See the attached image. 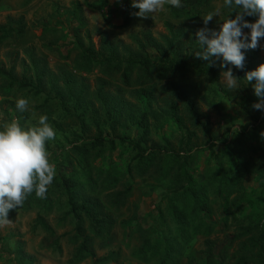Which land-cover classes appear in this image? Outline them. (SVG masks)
Returning <instances> with one entry per match:
<instances>
[{"label": "trees", "instance_id": "trees-1", "mask_svg": "<svg viewBox=\"0 0 264 264\" xmlns=\"http://www.w3.org/2000/svg\"><path fill=\"white\" fill-rule=\"evenodd\" d=\"M99 1L84 0V6L101 11L106 0ZM212 1L183 0L182 8L166 5L165 13L171 20L195 22ZM135 11L125 0L120 21L106 22L126 29L142 20L132 15ZM216 21L209 27H217ZM85 24L83 5L76 1L67 23L72 35L64 33L43 45L58 58L71 57L77 72L59 64L51 68L33 46L25 50L19 77L15 66H0V110L7 104L3 113L10 116V110L25 126L46 114L56 131L46 146L60 148L59 155L51 156L56 175L46 198L33 193L20 207H39L32 228L41 226L61 252L59 236L40 214L54 203L63 208L58 221L71 225L62 233L73 247L70 263L116 261V251L96 256L95 244L110 237L118 213L134 206L130 197L137 181L146 180L159 193L158 224L150 233L143 231L142 256L156 264H179L183 258L187 264H264V127L262 112L252 108L256 97L251 86L241 82V88L229 92L220 82L222 70L195 57L196 37L171 22H165L158 37L150 30L130 34L124 47L103 36L100 48L87 34L84 44L80 35ZM1 29L0 42L14 31L24 32L19 25ZM66 35L71 40L60 43ZM257 56V50L248 51L245 69L234 68V75L243 79L245 71L260 63ZM92 67L102 76L95 89L80 75ZM19 97L29 100V111L15 110ZM228 99L239 103L248 118L231 137L216 132L200 110L203 104L218 112ZM163 122L177 127V141L158 134ZM132 129L133 136L127 134ZM126 218L137 220L134 213Z\"/></svg>", "mask_w": 264, "mask_h": 264}, {"label": "rangeland", "instance_id": "rangeland-1", "mask_svg": "<svg viewBox=\"0 0 264 264\" xmlns=\"http://www.w3.org/2000/svg\"><path fill=\"white\" fill-rule=\"evenodd\" d=\"M76 1L83 5V19L86 23V26L81 30L80 37L86 45V34L89 35L96 48H100L103 36L111 43L119 42L121 47L129 43L130 34L139 31L150 30L154 36L158 37L165 32L164 24L166 21L171 22L175 26L184 27L191 36H194L195 30L202 26L201 18L195 22L171 20L165 11L154 14L152 17L137 20L126 29H118L108 25L106 21H110L112 25L120 21L125 0H121V3H116V0H106L104 1L105 6L101 11L88 9L84 6V0H0V34H2V27H5V29L9 28L10 25L24 27L22 35L14 31L13 33L15 34L0 42V66L5 70L10 69L12 65L15 66L14 73L19 77L22 61H27L25 54L27 51L25 50L33 46L35 49L40 50L41 55L49 61L51 68L55 64H59L77 72L70 63L71 57L68 60H63L54 56L50 50L43 47L46 42L55 40L60 35L64 38V33L72 35V32L68 30L69 27L67 29V23L70 18L72 4ZM221 1L213 0L209 11L220 6ZM99 2L103 1L100 0ZM206 13L204 12L201 17ZM215 19L216 17L213 18V22ZM58 28L59 31H55ZM65 38L67 39H60V43L67 44L71 40L70 36L66 35ZM262 44H264V41H262ZM66 50L65 46L61 47L63 53ZM256 50L258 53L256 62H264V47H259ZM12 59L13 61L11 62ZM99 71L98 67H92L90 71L80 72V75L85 77L90 84L91 89H95L96 79L102 77ZM220 82L223 84L222 79ZM113 88L111 86L109 91ZM200 105V110L208 115L214 130L221 134L228 133L229 137L248 122V118L242 112L243 110L240 108L239 103L232 102L231 99H228V103H222V109L218 110V112L210 110L203 104ZM5 107H7V104H4L0 110V123L16 119L10 110V116H6L3 113L2 109H5ZM260 120L262 127H264V113H262ZM158 131L159 135L164 134L177 141L173 136H177L178 129L171 122L159 124ZM127 134L133 136V129L130 132L127 131ZM67 147L65 146V148ZM47 150L50 162L54 166L51 156L53 152H57L59 155L60 148L56 147L54 143H50ZM206 158L207 155L202 159V162L206 161ZM113 159L118 162L115 156ZM107 161L108 157L102 160V165ZM136 187L137 189L130 197L134 206L129 210L123 209L118 213L117 222L110 237L95 244L94 251L96 256L118 252L117 260L107 264H156L154 261L149 260L148 257L142 256L138 248L142 243L143 231L146 230L150 233L155 228V203L159 193L155 185L149 184L146 180L137 181ZM133 208L135 209L134 212L132 211ZM43 209H40V214L45 217L53 227L56 235L59 236L58 242L61 246V252L52 246V239L42 230L41 226L37 225L32 228L37 213H39V207L34 206V208L29 210L19 207L15 211H10L9 219H11V223L0 226V264H92L89 258L79 263L69 262L73 247L68 243V236H63L62 233L69 231L71 225L58 221L59 216L63 213V208L51 203L49 208ZM43 211L46 212L42 213ZM123 211L126 213H123ZM132 213L136 216V221H130L131 219L126 218L131 216ZM199 245L200 241L195 244V247ZM179 264H187L186 258H183Z\"/></svg>", "mask_w": 264, "mask_h": 264}, {"label": "clouds", "instance_id": "clouds-1", "mask_svg": "<svg viewBox=\"0 0 264 264\" xmlns=\"http://www.w3.org/2000/svg\"><path fill=\"white\" fill-rule=\"evenodd\" d=\"M129 3L136 9L132 15L141 19L165 11L166 5L174 9L183 7V0H129ZM214 17L218 26L209 27ZM201 22L202 26L194 32L195 57L207 67L221 69L220 80L230 92L241 88V82L250 85L256 97L252 108L264 113V62L245 71L243 79L233 73L234 68L245 69L249 50L264 47V0H222L220 6L201 17ZM15 110L29 111V100L17 98ZM261 136L264 137V132ZM55 137L56 131L46 114L40 115L33 126L22 125L19 118L0 123V226L11 223L10 211L22 207L29 195L46 198L56 175L46 145Z\"/></svg>", "mask_w": 264, "mask_h": 264}]
</instances>
